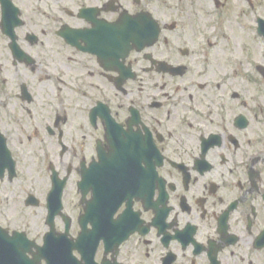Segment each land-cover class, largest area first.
<instances>
[{"label":"flooded vegetation","instance_id":"1","mask_svg":"<svg viewBox=\"0 0 264 264\" xmlns=\"http://www.w3.org/2000/svg\"><path fill=\"white\" fill-rule=\"evenodd\" d=\"M241 1L257 33L264 0ZM229 5L0 0V143L17 168L25 151L40 160L16 201L44 215L0 209L2 236L43 252L63 186L53 231H108L96 264H264V64L242 74L252 94L200 25Z\"/></svg>","mask_w":264,"mask_h":264},{"label":"rangeland","instance_id":"2","mask_svg":"<svg viewBox=\"0 0 264 264\" xmlns=\"http://www.w3.org/2000/svg\"><path fill=\"white\" fill-rule=\"evenodd\" d=\"M242 3L240 0L239 2L230 0V5L224 12L208 15L209 12L206 11L200 14V25L201 32L210 31L211 37L215 38L212 39V41L216 40L213 51L219 56L220 64L228 66V75L236 74L239 81L235 82L245 85L252 94H255L253 86L249 85L251 83L249 76H242V74L251 75V72L253 73L252 67L255 59H262L260 62L264 64V43L253 30V14L248 13L249 11L244 12V8L247 7H244ZM214 25L215 29H212ZM234 37L238 40L237 49L233 47ZM38 163L35 157L32 158V154L25 151L17 168L21 174L20 179L23 180V175H25V180L18 179L12 185L3 186L0 184V209L8 218L22 215L36 218L44 216L40 210L43 208H25L24 205H21L23 203L17 202L20 196L23 198L25 192L32 191L29 182H32L31 178L34 177L32 172L38 173L39 171L37 170L40 168H38ZM34 184L35 186L31 185L35 188L38 183Z\"/></svg>","mask_w":264,"mask_h":264},{"label":"water","instance_id":"3","mask_svg":"<svg viewBox=\"0 0 264 264\" xmlns=\"http://www.w3.org/2000/svg\"><path fill=\"white\" fill-rule=\"evenodd\" d=\"M261 30V32L264 33V29ZM14 166L15 162L12 161L11 154L6 147L5 140H2L0 143V176H3V171L6 168L14 171ZM51 196L53 197L55 196V194L52 193ZM49 208L51 212L49 220L51 221L56 214V212H54V208H61V204H55L51 202L49 204ZM52 240H54V235L50 233L45 240L46 245L43 254L45 256L47 264H80L76 262V258L72 254L73 249H78L80 253H83L84 258H88L90 255L89 248L87 246L82 245L80 247V245L82 244L81 242H84V235L80 237L77 245L71 242L69 245H67V247L60 250L54 246ZM15 243H17V240L14 238L6 242L0 241V264H35L38 261L39 257H41V255L39 257L36 256L34 261L27 259V257L25 256V248L23 246H13ZM6 244H9V246ZM10 244L12 246H10ZM95 248L96 245L93 248V253L90 255L91 258L93 257L92 255L95 254ZM19 257L20 259L18 260Z\"/></svg>","mask_w":264,"mask_h":264},{"label":"bare ground","instance_id":"4","mask_svg":"<svg viewBox=\"0 0 264 264\" xmlns=\"http://www.w3.org/2000/svg\"><path fill=\"white\" fill-rule=\"evenodd\" d=\"M233 44H234L233 47H234L235 49H237V47H238V40H237V38H235V37H234V40H233Z\"/></svg>","mask_w":264,"mask_h":264}]
</instances>
